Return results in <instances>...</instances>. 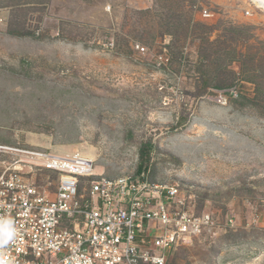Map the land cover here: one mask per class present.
Here are the masks:
<instances>
[{
  "label": "rangeland",
  "instance_id": "374dc122",
  "mask_svg": "<svg viewBox=\"0 0 264 264\" xmlns=\"http://www.w3.org/2000/svg\"><path fill=\"white\" fill-rule=\"evenodd\" d=\"M178 22H190L188 37L179 35L181 62L162 68L159 57L172 58L167 30ZM197 23L210 41L243 28L234 45L254 56L249 76L264 91V0H0V146L80 154L96 175L118 178L136 174L150 143L147 179L175 187L187 213L207 222L171 263L264 264L257 87L238 81L239 97L225 105L208 97L217 89L200 92L189 70L200 56ZM230 68L240 73L239 63ZM15 161L39 170L33 155L0 151V170Z\"/></svg>",
  "mask_w": 264,
  "mask_h": 264
},
{
  "label": "built area",
  "instance_id": "2783aa9c",
  "mask_svg": "<svg viewBox=\"0 0 264 264\" xmlns=\"http://www.w3.org/2000/svg\"><path fill=\"white\" fill-rule=\"evenodd\" d=\"M239 91L235 85L208 97L225 105ZM0 151L33 155L39 167L36 174L24 172L15 161L0 170V216H10L19 231L0 255L15 264H172L175 248L207 225L187 213L175 187L143 174L98 176L80 154L59 158L6 146Z\"/></svg>",
  "mask_w": 264,
  "mask_h": 264
},
{
  "label": "trees",
  "instance_id": "16d2710c",
  "mask_svg": "<svg viewBox=\"0 0 264 264\" xmlns=\"http://www.w3.org/2000/svg\"><path fill=\"white\" fill-rule=\"evenodd\" d=\"M189 24H182L181 22L173 25L174 30H167L168 33L173 38L171 45L169 46L172 58H168L166 65H160L162 68H167L169 63L180 61L183 55L182 48L178 44L181 41L179 37L180 34L183 35L182 38H187L189 35ZM167 26L171 27L170 21L167 22ZM196 26L199 28V33L196 35L195 40L200 42L199 46V57L195 64L190 66L189 70H195L200 76L201 89L200 92H205L207 89H227L237 85L238 81H248L256 84L257 95L250 102L252 107L256 108L261 116L264 117V91L261 88L262 79L259 76H249L251 73H255L257 68H253L252 63L254 61V56L244 55L237 51L235 43L240 39L241 34H243V28L230 26L225 29V35H223L220 40L210 41L208 28L200 23ZM182 31V32H181ZM32 37H35L34 34ZM15 36H20L16 35ZM25 37V35H21ZM20 36V37H21ZM28 36V35H27ZM229 43V44H228ZM264 47V44H262ZM240 64V73L236 74L230 68L233 63ZM242 77V79L239 78ZM179 125V124H178ZM177 125V126H178ZM175 126L173 129H176ZM152 146L150 143L143 144L139 150V164L137 167L136 175H144L147 171V166L145 165L150 158V150ZM145 178V177H144Z\"/></svg>",
  "mask_w": 264,
  "mask_h": 264
},
{
  "label": "clouds",
  "instance_id": "9594fccd",
  "mask_svg": "<svg viewBox=\"0 0 264 264\" xmlns=\"http://www.w3.org/2000/svg\"><path fill=\"white\" fill-rule=\"evenodd\" d=\"M18 235L14 220L10 216H0V249L6 248ZM0 264H15V261L7 255H0Z\"/></svg>",
  "mask_w": 264,
  "mask_h": 264
},
{
  "label": "bare ground",
  "instance_id": "6f19581e",
  "mask_svg": "<svg viewBox=\"0 0 264 264\" xmlns=\"http://www.w3.org/2000/svg\"><path fill=\"white\" fill-rule=\"evenodd\" d=\"M263 1V0H262ZM91 158V157H90Z\"/></svg>",
  "mask_w": 264,
  "mask_h": 264
},
{
  "label": "crops",
  "instance_id": "0c3cea01",
  "mask_svg": "<svg viewBox=\"0 0 264 264\" xmlns=\"http://www.w3.org/2000/svg\"><path fill=\"white\" fill-rule=\"evenodd\" d=\"M240 88V87H239Z\"/></svg>",
  "mask_w": 264,
  "mask_h": 264
}]
</instances>
